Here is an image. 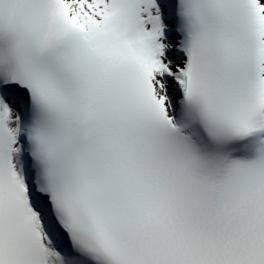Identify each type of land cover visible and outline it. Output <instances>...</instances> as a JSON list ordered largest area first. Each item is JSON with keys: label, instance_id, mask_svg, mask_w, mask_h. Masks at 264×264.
<instances>
[{"label": "snow or ice", "instance_id": "obj_1", "mask_svg": "<svg viewBox=\"0 0 264 264\" xmlns=\"http://www.w3.org/2000/svg\"><path fill=\"white\" fill-rule=\"evenodd\" d=\"M0 264H264V0H0Z\"/></svg>", "mask_w": 264, "mask_h": 264}]
</instances>
